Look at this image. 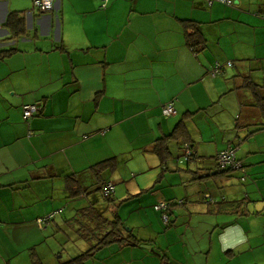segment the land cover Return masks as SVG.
Listing matches in <instances>:
<instances>
[{
	"label": "crops",
	"instance_id": "0c3cea01",
	"mask_svg": "<svg viewBox=\"0 0 264 264\" xmlns=\"http://www.w3.org/2000/svg\"><path fill=\"white\" fill-rule=\"evenodd\" d=\"M55 1L42 13L35 0H0V55L11 50L0 58V264H70L94 245L79 212L92 228L119 218L122 239L136 237L84 264H264V100L247 85L264 90V0ZM11 13L26 21L20 38ZM193 33L203 46L190 45ZM171 100L176 115L165 117ZM182 123L162 163L152 149ZM186 143L195 157L178 163ZM231 147L242 170L219 175ZM175 158L176 183L155 188L169 194L144 202ZM101 180L115 185L111 201Z\"/></svg>",
	"mask_w": 264,
	"mask_h": 264
},
{
	"label": "trees",
	"instance_id": "16d2710c",
	"mask_svg": "<svg viewBox=\"0 0 264 264\" xmlns=\"http://www.w3.org/2000/svg\"><path fill=\"white\" fill-rule=\"evenodd\" d=\"M6 26H8L9 28H12L11 34L15 37V38H20L23 34H25L26 31V21L24 19V17H22L19 13H11L8 16V19L6 21ZM193 25L191 24L190 27H192ZM195 26V25H194ZM196 31H198L197 27ZM193 37L190 38V45L194 46H198V45H204L202 37L200 35V33H193L192 35ZM9 53H11V50L9 51H4L3 53H1L0 58L3 59L4 57H6ZM247 80V79H246ZM248 82V87L253 89V91L255 92L256 96L258 97V99L260 100H264V90L261 91L258 87V85L254 84L253 82H251L249 79L247 80ZM173 102L174 108H175V101L171 100L168 103ZM167 103V104H168ZM261 103V108L262 110H264V104L263 101H260ZM166 104V105H167ZM164 105L162 107V113L165 117H172L175 114L171 115V116H166L164 114ZM176 110V108H175ZM34 118V117H33ZM185 129V123H182V125L179 126V128L176 130L175 132L169 136L168 138H164V139H159L156 143V145L153 147L152 152L157 154L162 163H166L172 156V153L170 152V146H169V141L171 139L176 140V133L179 132L182 129ZM186 147L185 148V157H186V161H190L192 158L195 157V153H192V148L193 146L190 145V143H186ZM224 154H227L229 156V158L231 160H229L228 164H226L225 166H223L221 164V158L223 157ZM111 162H103L98 164L97 166L93 167L92 170L94 172H104L106 170H108L110 166ZM217 167H218V174H225V173H231V172H237V171H241L242 170V166H241V162L239 161L238 157H237V152L236 149L231 147L230 149L223 151L221 153L218 154V159H217ZM74 178V179H73ZM73 178H69L67 180L68 184L67 187L68 189H70L71 187L73 188L78 181L77 179H75V177ZM102 183H100L99 185V191H102L103 197L105 199V201H111V199L113 198V194L115 192V185L111 184L109 182H107L106 180H101ZM109 185L113 186V189L110 190ZM109 188V191L107 192ZM107 192V194H106ZM75 195V192H74ZM209 198H211V196H209ZM80 214L81 212L78 213L77 217L75 218V222L77 221L82 222V227L80 229H82L83 232V237L87 238L89 241H91L92 243L94 242V245L92 247V249H90L87 252H83L82 255H80L79 257L73 259L72 262H68L70 264H84V262H87L88 260H90L91 258H93V256L95 255L94 253H96L98 250L110 245V244H114L116 242H120L122 244H125L126 242L130 241L133 238H136L134 235H130V237L128 239L124 238L122 239L121 237V233L122 231L125 229L123 222L118 218V221L116 222H109V221H104L103 223H98V227L97 228H92L90 225H86L83 223V221L80 219ZM84 216H86L85 212L83 211ZM96 218V219H94ZM91 222L96 225L97 219L100 220V218H98L95 214L94 217ZM85 226V227H84ZM84 229L89 230L84 232ZM87 233V234H86ZM86 239V240H87ZM85 240V241H86ZM138 242H142L140 240H137ZM132 244H136L131 242Z\"/></svg>",
	"mask_w": 264,
	"mask_h": 264
},
{
	"label": "rangeland",
	"instance_id": "374dc122",
	"mask_svg": "<svg viewBox=\"0 0 264 264\" xmlns=\"http://www.w3.org/2000/svg\"><path fill=\"white\" fill-rule=\"evenodd\" d=\"M182 151V154H180V155H178L177 157H178V159H177V161H178V163L180 162H182V163H187V161H186V157H185V153H184V151L183 150H181ZM176 156V155H175ZM169 166H170V168L171 167H175V169H171V171H170V173H169V175H167L165 178H164V180H163V182L162 183H158L157 182V180L155 181V183H153L152 185H150V187H147V188H149V189H147V192H146V194H143L144 195V199H143V201L144 202H150V201H152V200H154L155 198H157V196H160V197H162L163 198V196H164V194L165 195H168L169 194V192H168V190H166V189H164V190H158V192L156 191L155 192V188L156 189H160V188H162V187H166L167 185H169V184H171V183H176V180H172V179H169L170 177H171V175H176V158L174 159V161L173 162H171L170 164H169ZM163 171H165L163 168L162 169H160V172H159V174L160 173H163ZM122 172H124V171H122ZM127 172V171H126ZM164 174H167V171L166 172H164ZM177 175H182V177H185L183 174H181V173H179V174H177ZM161 175L159 176V179L161 180ZM129 178H132V175L131 176H129ZM128 178V179H129ZM128 179H126V180H128ZM115 181L117 182V181H122L120 178H119V176H116L115 177ZM130 184L132 185V186H136L137 185V182H135L134 180L133 181H131L130 182ZM153 188V189H152ZM174 188L176 189V186H174ZM124 190H127V187H124ZM124 190H122L120 193H125L124 192ZM146 191V190H145ZM140 198H138V200H139ZM142 201V202H143ZM135 203H137L136 205H134ZM129 206H131V207H135V208H138L139 206H138V201L136 202V200H133L132 201V203L129 205ZM124 211H126L127 212V215L125 216L126 218H130V219H128L129 220V222H133L134 221V219H135V216H133L132 214H130V211H128L127 209L126 210H124ZM129 214V215H128ZM51 217H48V218H44V219H40L41 221H37V223H38V225H41V226H43L45 223H46V221L48 220V219H50ZM165 224H167V223H165ZM127 228H129V227H127ZM59 242H61V239L59 240ZM59 242L58 243H56V244H53V246L55 247V249H56V247L58 246V244H59ZM65 246V245H64ZM63 245H62V247H64ZM67 249L68 250H70V248H69V246L67 247ZM72 250H70L69 252H71ZM30 252L31 251H28V252H25L22 256H20V258H17L18 260H20V259H25V261L27 260H29L30 259ZM63 253H67V254H65L64 255V257L62 258V259H59L60 257H61V254L60 253H58V255H57V257H55V259H57V261H60V260H67L68 258H69V253L67 252V250H63L62 251ZM18 260H16V261H18ZM52 260H54V259H52ZM16 263V262H15Z\"/></svg>",
	"mask_w": 264,
	"mask_h": 264
},
{
	"label": "built area",
	"instance_id": "2783aa9c",
	"mask_svg": "<svg viewBox=\"0 0 264 264\" xmlns=\"http://www.w3.org/2000/svg\"><path fill=\"white\" fill-rule=\"evenodd\" d=\"M56 2L55 0H35V6L42 12V13H49V12H53L55 11L56 8ZM219 2L223 3V4H228L231 5L233 4L232 0H219ZM210 4L213 3V1L209 2ZM229 65H232V63H229ZM219 72V66L217 67V69L215 70L214 74ZM40 111V106L37 104L34 105H25L23 108V118L25 121H28L30 119H32L33 117H35L36 115L39 114ZM176 113V110L174 108L173 102L168 103L165 108H164V114L166 116H171L173 114ZM229 160H231L229 158V156L227 154H224L223 157L221 158V164L223 166H225L226 164H228ZM110 190L113 189V186L109 185ZM109 188L107 190V192L109 191ZM106 192V194H107ZM156 209L158 211H162L164 213L163 215V220L165 223H169V216L167 215V211L169 209V206L167 203H161L158 206H156ZM41 221V220H40Z\"/></svg>",
	"mask_w": 264,
	"mask_h": 264
},
{
	"label": "water",
	"instance_id": "95a60500",
	"mask_svg": "<svg viewBox=\"0 0 264 264\" xmlns=\"http://www.w3.org/2000/svg\"><path fill=\"white\" fill-rule=\"evenodd\" d=\"M147 248H149V246H146Z\"/></svg>",
	"mask_w": 264,
	"mask_h": 264
}]
</instances>
